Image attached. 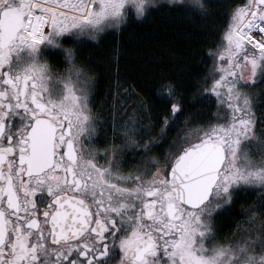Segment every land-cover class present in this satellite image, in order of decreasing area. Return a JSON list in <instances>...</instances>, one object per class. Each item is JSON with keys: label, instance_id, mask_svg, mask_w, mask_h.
Here are the masks:
<instances>
[{"label": "snow or ice", "instance_id": "obj_1", "mask_svg": "<svg viewBox=\"0 0 264 264\" xmlns=\"http://www.w3.org/2000/svg\"><path fill=\"white\" fill-rule=\"evenodd\" d=\"M218 3L0 0V264H264V91H252L264 85V0L227 8L189 102L164 79L155 123L141 98L121 143L94 142L97 78L81 47L158 15L207 19ZM115 75L114 113L129 92ZM242 191L253 196L243 222L220 236L216 219Z\"/></svg>", "mask_w": 264, "mask_h": 264}, {"label": "trees", "instance_id": "obj_2", "mask_svg": "<svg viewBox=\"0 0 264 264\" xmlns=\"http://www.w3.org/2000/svg\"><path fill=\"white\" fill-rule=\"evenodd\" d=\"M219 5L212 20L192 15H158L122 31L109 32L99 43L89 41L81 47V59L95 69L94 110L105 123L104 126L101 123L103 138L108 132L110 140L117 136L118 125L126 118L124 113L138 108L141 98L153 105L150 115L144 113V123H155L163 115L162 101L155 94L160 81L175 82L186 103L194 92L205 86L203 79L212 68L209 49L218 43L224 22L220 8L225 11V6ZM117 68L123 88L129 89L131 94H121L125 107L114 113ZM210 108L209 102L201 108L199 116H206ZM183 121L184 116H179L170 131L176 134Z\"/></svg>", "mask_w": 264, "mask_h": 264}, {"label": "flooded vegetation", "instance_id": "obj_3", "mask_svg": "<svg viewBox=\"0 0 264 264\" xmlns=\"http://www.w3.org/2000/svg\"><path fill=\"white\" fill-rule=\"evenodd\" d=\"M229 4L232 5L233 0H228ZM243 0H236V3H242ZM224 21V20H223ZM226 20L223 22V25H226ZM221 27V33L220 35L224 32L225 27L223 26ZM211 65H213V58L211 61ZM253 93H260L262 91H264V85L261 84H257L256 87H254L252 89ZM216 106L215 105H211L210 111H207V115L204 116L203 118H207L209 116H211L214 112H215ZM261 109H257V115L259 116ZM256 132L259 134L260 132L264 131V125H262L259 121L257 123L256 126ZM175 134L172 133V130H169V138H171V136H174ZM117 139H115V141H117ZM121 139H119L118 141H120ZM114 141V142H115ZM117 141V142H118ZM96 145L98 147H103L106 144H111L110 143V139H105L103 138V133L101 131V127L99 125H97V129H96V136H95V141ZM116 142V143H117ZM119 144V142L117 143ZM156 152H159L160 149H156ZM140 156H136L135 160H139ZM125 160L127 162V164L129 166H131L135 161L131 158L130 155H126ZM253 200V196L250 193H246V192H239L236 195L235 198V203L232 205L231 209L228 212L223 213L221 216H219L216 219V228L218 230V234L220 236H225L228 237L230 236L235 230V226H236V222H243V218H244V214L247 211V209L250 207L251 202Z\"/></svg>", "mask_w": 264, "mask_h": 264}, {"label": "rangeland", "instance_id": "obj_4", "mask_svg": "<svg viewBox=\"0 0 264 264\" xmlns=\"http://www.w3.org/2000/svg\"><path fill=\"white\" fill-rule=\"evenodd\" d=\"M220 4V5H219ZM217 5H219V6H225L224 8H225V11L223 10V8H220V10L223 12V14H222V18L221 19H223L224 21L226 20V23H227V18H226V12H227V8L228 7H230L231 5L229 4V2H228V0H219V3L217 4ZM221 6V7H222ZM224 14H225V16H224ZM216 17V15H215V12L213 11V13H212V15L209 17V18H207L208 20H212V19H214ZM224 26H226V25H224ZM217 43V42H216ZM210 103H211V105H215V102H214V98L210 101ZM204 108V107H203ZM206 109V108H205ZM207 110V109H206ZM216 110V109H215ZM101 123H102V126H104L105 125V123H104V121H99V123H98V125L100 126V127H102L101 126ZM119 131V129L117 130V132ZM117 132H115V134L117 133ZM108 134H109V132H108ZM104 135V138L105 139H107V137H108V139H110V134L109 135ZM117 138H119V139H121L118 135L114 138V139H111L110 140V143H113L114 141H115V139H117ZM118 139V140H119ZM117 140V141H118ZM117 141H115V143L117 142ZM119 143H121V140L120 141H118ZM117 142V143H118Z\"/></svg>", "mask_w": 264, "mask_h": 264}]
</instances>
